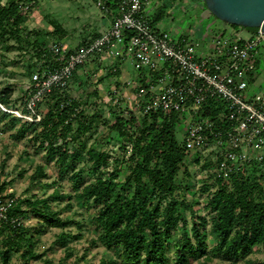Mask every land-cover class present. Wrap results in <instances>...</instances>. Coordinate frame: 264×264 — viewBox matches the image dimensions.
<instances>
[{
    "label": "rangeland",
    "instance_id": "374dc122",
    "mask_svg": "<svg viewBox=\"0 0 264 264\" xmlns=\"http://www.w3.org/2000/svg\"><path fill=\"white\" fill-rule=\"evenodd\" d=\"M17 1L19 11L25 17L20 24V42L14 37L5 36L0 40V96L4 89L9 88L10 98L7 104L0 106V193L4 198L13 199H48L51 210L58 212L62 218H71V224L65 228L51 226L48 221L28 212L22 223L29 233L34 235V252L38 256L21 260L20 252H9V258L0 264H44L46 260L58 264L66 259V253L71 255L65 264H98L111 258L118 259L117 251L107 248L97 240V232L92 224V217L97 208L92 203L83 205L75 196L71 182L68 179L70 172L61 175L57 158L59 151L48 157L42 131L50 127L51 121H56L57 115L53 113L55 98L46 96L37 105L41 120L34 126L27 128L30 120L6 110L25 112V104L30 88L29 76L32 68L40 62L35 54L38 45L50 46L54 42L62 41L69 48H75L80 43L97 37L101 25L106 23L102 18L94 0H13ZM9 0H0V6L6 5ZM167 3V1H164ZM153 3V2H152ZM163 0H155L152 13L148 16L157 23L161 30H167L173 35H189L198 40L197 54L200 55L207 47L212 35L216 31L229 30L232 25L214 17L205 7L203 0L192 2H175L173 5H163ZM151 4V3H150ZM166 7V8H165ZM165 12L163 14V9ZM159 9L161 17L156 20L155 10ZM157 11V10H156ZM153 15V16H152ZM241 37H247L250 30L236 26ZM107 29V28H106ZM38 33V34H36ZM36 41L37 44H33ZM254 84L248 92L253 94L258 88L264 86V55L262 56ZM115 68V71L113 70ZM141 75L137 74L130 62H117L105 57L101 62L95 60L94 64L79 66L74 72L67 90V96L73 98L88 120L92 117V127L79 133L77 143H85L86 149L104 151L113 160H109L106 168L102 169L106 176L114 168L119 170V179L123 180L129 171V150L123 149V139L111 128L115 115L120 109H134V94L136 86L141 82ZM129 81V82H128ZM115 88L118 92L120 108L113 106L108 90ZM4 109H3V108ZM2 112L7 115L2 116ZM77 119L72 121V129L68 137L77 133ZM27 130L20 133V129ZM184 119L177 127L176 138L179 142L184 140ZM54 145H62L63 136L58 131L52 137ZM42 142L44 143L41 146ZM67 149L71 152L73 140H68ZM117 160V161H116ZM183 166L188 176L181 173L177 179L181 181V197L191 205L192 210H183L184 219L188 223L190 234L191 222L194 219L201 225V231L207 237L210 248L214 244L210 231V218L213 213L207 207L208 194L204 186L210 190L216 186L212 164L206 165L195 153L189 154ZM41 167V172L38 168ZM74 169H84L85 183L94 181L99 174L91 167L87 153H83L74 163ZM57 192V193H56ZM204 216L206 222L198 219ZM80 222L81 226L76 223ZM61 233H68L63 245L58 238ZM82 236L77 237L78 234ZM182 228L180 224L173 232L172 242L180 238ZM2 236L0 235V241ZM172 246L167 250L168 256L173 257ZM187 264H230L219 256L208 255V258H189ZM264 250L261 246H254L251 253L245 258L237 259L232 264H263ZM174 264V261H171Z\"/></svg>",
    "mask_w": 264,
    "mask_h": 264
},
{
    "label": "trees",
    "instance_id": "16d2710c",
    "mask_svg": "<svg viewBox=\"0 0 264 264\" xmlns=\"http://www.w3.org/2000/svg\"><path fill=\"white\" fill-rule=\"evenodd\" d=\"M161 15L158 11L156 20ZM24 17L17 1L9 0L6 5H1L0 40L10 36L20 42V24ZM232 27L236 28V25ZM33 44L37 42L33 41ZM44 48V45L35 47V54L40 60L43 53L44 58L50 57ZM140 81L144 82L142 78ZM49 96L55 98L50 115H57V119L42 131L44 142L48 144L46 153L51 157L59 151V173L70 172L68 179L76 198L83 205L92 203L97 208L92 224L98 235L92 243L99 240L107 248L115 249L119 256V260L111 258L98 264H171L172 260L174 264H187L191 257L208 258L209 254L232 264L237 259L245 258L254 246L259 245L264 250V172L259 168L254 166L247 174L232 175L229 184L215 176L216 186L213 190L209 189L210 186H204L208 194L207 207L213 213L210 231L214 244L208 248L207 237L201 231L200 223L193 217L189 234L188 223L183 216V210L191 211L192 207L181 197L182 184L177 179L181 172L189 175L183 166L187 151L176 138L177 127L182 121L178 113L156 111L136 114L130 109L118 111L111 128L123 139L122 147L129 150L130 161L128 173L120 180L118 169H112L106 176L102 171L109 160L115 159L104 151L86 149L84 142L77 143L79 133L92 127V117L89 120L84 117L82 111L78 110L77 102L65 91L54 88ZM9 98L10 90L6 88L0 102L7 104ZM216 111L212 104L205 114L214 116ZM5 115L7 113L2 112V116ZM76 119L77 133L68 137L72 121ZM34 124L30 122L27 128ZM27 128H21L20 133ZM58 131L63 136L62 145H54L52 140ZM69 139L73 140L74 145L71 152L67 149ZM84 152L91 167L99 173L90 183L84 182V169H74L75 161ZM207 164L211 163L206 162L205 166ZM38 172H41V167ZM3 188L0 186V190ZM29 211L48 221L51 226L65 228L72 222L71 218H62L58 212L51 210L48 199H14L6 218L0 219V258L4 261L11 251L20 252V258L24 261L38 256L34 252V235L22 223ZM198 219L206 222L204 216ZM76 224L81 226L79 221ZM179 224L182 228L180 238L171 243L173 232ZM80 236L81 233L77 235ZM67 237L68 233H61L58 238L66 245ZM169 246L174 248L172 258L167 254ZM70 255V252L66 253L65 258ZM66 259L58 264H65ZM44 264H52V261L46 260Z\"/></svg>",
    "mask_w": 264,
    "mask_h": 264
},
{
    "label": "built area",
    "instance_id": "2783aa9c",
    "mask_svg": "<svg viewBox=\"0 0 264 264\" xmlns=\"http://www.w3.org/2000/svg\"><path fill=\"white\" fill-rule=\"evenodd\" d=\"M149 3L94 0L110 26L72 49L62 41L45 47L50 57L43 53L31 70L25 112L2 108L40 121L37 105L54 88L66 91L79 66L105 57L130 62L144 80L135 88L134 113H178L185 123L182 145L187 155L195 153L213 164L214 176L227 184L232 175L247 174L254 166L264 172V86L248 92L263 59L264 33L256 28L241 37L231 26L216 31L198 55V40L161 30L146 12ZM107 92L113 106H120L117 90ZM212 104L216 114H205ZM13 200L0 193V219L6 218Z\"/></svg>",
    "mask_w": 264,
    "mask_h": 264
},
{
    "label": "water",
    "instance_id": "95a60500",
    "mask_svg": "<svg viewBox=\"0 0 264 264\" xmlns=\"http://www.w3.org/2000/svg\"><path fill=\"white\" fill-rule=\"evenodd\" d=\"M207 10L229 25L260 28L264 33V0H203Z\"/></svg>",
    "mask_w": 264,
    "mask_h": 264
},
{
    "label": "crops",
    "instance_id": "0c3cea01",
    "mask_svg": "<svg viewBox=\"0 0 264 264\" xmlns=\"http://www.w3.org/2000/svg\"><path fill=\"white\" fill-rule=\"evenodd\" d=\"M164 1H167V3H165ZM186 2V3H189V2H192V0H163V5H167L168 6V4L170 5H173V6H175V2ZM202 1V0H201ZM153 2V3H152ZM154 2H155V0H150V3L148 4V6L146 7V12L148 13L149 11H151V13H152V10H153V8H156V6L154 5ZM166 8V7H165ZM165 8H163V9H161V10H163V14H164V12H165ZM157 10V11H156ZM155 10V12H158L159 11V9H156ZM103 18V17H102ZM105 19V21H106V23H104V24H102L101 25V28L100 29H98V31L97 32H101L103 29L104 30H106V28H108L109 26H110V19H108V18H104ZM103 32V31H102Z\"/></svg>",
    "mask_w": 264,
    "mask_h": 264
}]
</instances>
